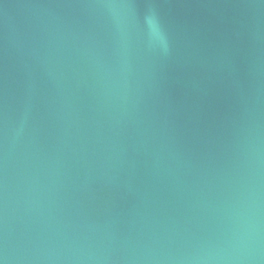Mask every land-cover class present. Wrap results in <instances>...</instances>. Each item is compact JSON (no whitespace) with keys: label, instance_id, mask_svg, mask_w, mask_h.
Segmentation results:
<instances>
[{"label":"water","instance_id":"1","mask_svg":"<svg viewBox=\"0 0 264 264\" xmlns=\"http://www.w3.org/2000/svg\"><path fill=\"white\" fill-rule=\"evenodd\" d=\"M0 264H264V0H0Z\"/></svg>","mask_w":264,"mask_h":264}]
</instances>
